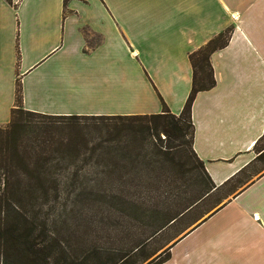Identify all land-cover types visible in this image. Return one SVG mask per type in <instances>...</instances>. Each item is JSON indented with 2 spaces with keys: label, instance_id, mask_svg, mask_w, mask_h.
Returning <instances> with one entry per match:
<instances>
[{
  "label": "crops",
  "instance_id": "crops-1",
  "mask_svg": "<svg viewBox=\"0 0 264 264\" xmlns=\"http://www.w3.org/2000/svg\"><path fill=\"white\" fill-rule=\"evenodd\" d=\"M231 25L211 56L217 84L193 104V148L218 187L237 185L264 140V0H0V125L18 81L35 112L150 114L166 104L180 114L189 54ZM162 264H264V172L198 220Z\"/></svg>",
  "mask_w": 264,
  "mask_h": 264
},
{
  "label": "trees",
  "instance_id": "trees-1",
  "mask_svg": "<svg viewBox=\"0 0 264 264\" xmlns=\"http://www.w3.org/2000/svg\"><path fill=\"white\" fill-rule=\"evenodd\" d=\"M233 28L228 26L189 54L193 82L180 114L166 104L162 112L150 114H45L24 108L17 82L11 120L0 125V264H16L18 256L23 264H136L131 256L140 245L119 249L107 239L110 247L92 241L82 247L87 240L80 237H114L124 217L144 220L152 237L221 189L193 148L192 108L200 91L217 84L211 56L227 45ZM184 145L202 172V194L164 219L165 200L149 194L141 202V192L127 188L152 186L159 175L149 181L125 178L143 164L174 160V151ZM263 158L264 147L256 160ZM65 237H79L81 251L71 255L65 250ZM165 254L155 264L165 262L170 250Z\"/></svg>",
  "mask_w": 264,
  "mask_h": 264
},
{
  "label": "rangeland",
  "instance_id": "rangeland-1",
  "mask_svg": "<svg viewBox=\"0 0 264 264\" xmlns=\"http://www.w3.org/2000/svg\"><path fill=\"white\" fill-rule=\"evenodd\" d=\"M91 32H89L90 34ZM91 40L93 42L99 39V35L91 33ZM48 122V121H46ZM166 145V142L163 143ZM264 147V140L261 142L259 149ZM182 149V150H181ZM180 150H175L174 160L161 161L152 166L142 165L137 173L126 175L125 180H132L133 178L143 181H149V177L159 175L154 185H145L136 188L128 185L131 193L141 192L139 194L140 200L143 201L149 194L156 196V199L165 200L166 204L161 205L164 219L169 218L170 215L175 214L182 208L184 201L193 200L202 194L203 185L200 180L203 178L202 172L198 167V163L193 158L190 147L184 145ZM195 166H197L195 168ZM264 172V158L255 162L245 173L244 176L238 179L237 185L229 186L215 191L210 196L203 199L194 212L186 216H179L178 220L161 229L157 234L149 237L151 234V227L147 226L144 220H135L129 217H124L123 226L117 228V232L113 231L114 237H80L86 239L87 243L82 247H89L92 242H95L100 247H110L108 240H112L116 244L115 247L119 249H126L133 244L140 245L135 249L131 259L136 260V264H155V261L164 257L170 247L183 234L191 229L194 224L204 218L209 212L219 206L230 194H233L237 187L244 186L246 182H250L258 174ZM137 196H131V199ZM138 198V197H137ZM96 210V209H95ZM79 237H65L62 245L71 255H76L79 248L77 243ZM71 242H69V240ZM92 241V242H91ZM106 241V242H105ZM113 245V246H114ZM86 249V248H85ZM90 249V248H89ZM91 251V250H90ZM92 252V251H91ZM19 257V258H18ZM15 257L16 264H23L24 258L22 256ZM156 261V262H157Z\"/></svg>",
  "mask_w": 264,
  "mask_h": 264
}]
</instances>
